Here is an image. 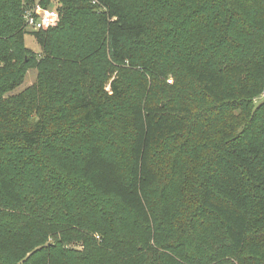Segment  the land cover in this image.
<instances>
[{"label": "trees", "instance_id": "trees-1", "mask_svg": "<svg viewBox=\"0 0 264 264\" xmlns=\"http://www.w3.org/2000/svg\"><path fill=\"white\" fill-rule=\"evenodd\" d=\"M171 1H140L134 16L128 14V8L119 0H41L40 3L56 4L52 8L58 12L56 26L60 27L81 10H97L95 21L104 26L103 43L110 58L124 61L132 58V50L122 49L121 40L145 43L148 12L160 3ZM179 2L181 18L171 24V32L164 28L161 35L170 38L178 52H185L184 73L206 97L207 111L219 112L224 119L215 138L216 145L212 152L209 150L199 172L203 178L207 174V180L190 218L194 219L195 213L200 212L217 222L223 239L220 244L214 241L212 256L224 252L228 259L207 258V247L213 242L209 232L202 233V251V245H186L184 240L173 236L165 245L172 254L155 252V259H141L146 249L133 237H124L120 231L118 239L109 235V228L99 226L94 229L100 235L98 241L93 236L94 230L86 225L84 228L91 234L79 235L84 248L80 255L71 254L70 249L63 247L66 244L63 239L57 245L42 244L34 248L30 258L21 263L19 259L0 256V264H264V257L258 256L264 255V100L258 105L253 103L254 97L264 91V0ZM34 3V0H0V196L13 208L31 209L26 192L37 189L29 180L36 168L43 170L45 179L75 190L78 187L69 182V170L77 164L72 165L69 160L79 154L87 194H94L98 200V223H103V214L107 212L102 203L110 200L117 210L130 214L147 229L149 237L144 243L149 248L148 240L156 239L160 229L159 225L155 227L149 204L151 187L156 181L151 158L169 136L186 132L193 111L186 103L127 101L114 77L101 84L97 97L96 89L92 91L85 78L81 84L74 85L67 113L69 131L57 130L55 124L62 116L57 108L63 111L65 103L60 107L52 104L56 90L49 91L47 75L57 64L51 56L53 34L58 29L56 26L35 31L25 29L24 11ZM180 29H186L187 33L201 30L193 48L188 47L186 40L175 39V30ZM27 33L33 36L46 58L38 66V80L33 86L19 94H7L22 82L27 68L25 59L20 62L17 57ZM89 129L99 135L90 139L85 133ZM75 144L83 147L82 150H73ZM108 146L115 149L109 157L104 153ZM121 169L125 175L120 173ZM22 177L28 181L24 193L19 191L18 184ZM184 177L185 187H190L194 179L189 175ZM29 220L23 224L22 216L15 213L10 214L7 223L0 220L2 240L9 238L11 247L29 248L53 232L30 233ZM168 222V228L175 232V221ZM115 243L121 247L115 248ZM250 249L259 251L254 255Z\"/></svg>", "mask_w": 264, "mask_h": 264}, {"label": "rangeland", "instance_id": "rangeland-1", "mask_svg": "<svg viewBox=\"0 0 264 264\" xmlns=\"http://www.w3.org/2000/svg\"><path fill=\"white\" fill-rule=\"evenodd\" d=\"M119 1L128 8V14L134 16L138 11L140 1L143 0ZM34 2L33 7L39 5L43 10L56 6V4L40 3L41 0H34ZM145 3L148 5V2ZM29 6L27 10L33 8L32 5ZM157 6L147 15L148 32L145 43L121 40L122 49L126 52L132 50V58L124 61L110 58L103 43L104 26L95 21L97 10L93 8L81 10L69 20L66 19L61 27L56 26L57 22L54 27L56 26L58 30L53 34L54 54L51 56L55 57L57 64L50 69L47 75V86L51 93L56 90L55 97L52 99L54 107H60L61 103H65L63 111L57 108L59 113H62L55 124L57 130L66 128L69 131L70 117L67 118V113L72 104L71 96L75 91L74 85L81 84L85 78L90 82V89L92 91L96 89L97 97L100 96L97 92L101 84L114 77L124 91L127 101L135 100L152 104L177 102L186 103L191 107L193 114L191 120L187 122L186 132L169 136L151 158L156 171V181L151 187L149 204L155 219V227L159 225L160 228L156 233L159 240L157 241V238L148 240L150 247H146L144 242L149 237L147 229L130 214L117 210L110 200L102 203L107 212L103 214V223H98L96 217V214H99L98 200L94 198V194L93 196L92 193L87 194L89 190L85 188L86 182L82 179L80 172L79 154H75L69 160L70 164H77L73 166L74 169L69 170L71 176L69 182L78 187L75 190H68L65 185L45 179L43 170L36 168V172L30 174L32 178L29 180L33 181L31 185L33 187L36 185L37 189L26 192L31 209L13 208L0 196L1 222L7 223L6 220L10 219V214L15 213L22 216L23 224L30 219L27 225L30 233L44 234V232L53 230L46 237L44 235L39 244L29 245V248L11 247L9 238L3 241L0 236L1 259H19L21 263L30 258L34 248L42 244V246L51 243L57 245L56 242L63 239L66 243L63 247L70 249L71 254L80 255L84 248L82 242L78 240L79 235L81 237L84 233L91 234L84 228L86 225L91 230L99 226L109 228V235L116 236L118 239L120 231L124 237H133L138 245L146 249L141 259H155V252L172 254L165 249V245L170 243L173 236L184 240L186 245L201 246L202 233L209 232V237L213 242L207 247V258L228 259L229 256L224 257V252L218 256H212V247L216 245L214 241L220 244L223 239L222 229L217 222L210 215L200 212L195 213L194 219L190 218L199 204L198 198L207 180L205 179L207 174L203 178L199 172L202 171V165L206 163L209 150L212 152L216 145L215 138L219 128L224 125V119L219 112L207 111L209 102L206 97L199 93L194 82L184 73L182 64L187 56L185 52H178L170 42V38L161 35V30L164 28L166 32H171V24L181 18L179 13L182 7H180L179 0H172L164 5L160 3ZM200 34L201 30L187 33L186 29H180L175 30L174 37L178 42L182 39L186 40L188 47L193 48L195 38ZM19 47L17 57L20 62L25 59L27 68L24 70L22 82L7 94H19L33 86L38 80V66L46 58L42 48L28 33L23 37ZM263 100L264 91H261L254 97L253 103L258 105ZM85 133L90 135V139H95L99 135V132L93 129ZM82 148L78 144L73 146L76 152L81 151ZM114 152L115 149L110 146L104 150L107 157L112 156ZM67 172L66 169L65 173ZM120 173L125 175V170L121 169ZM185 175H189L191 180L194 179L190 187H185ZM18 184L19 191L24 193L28 181L22 177L21 183ZM112 201L114 202L113 199ZM199 214H201L200 217ZM168 221H175V232L168 228ZM17 222L21 221L18 219ZM187 227H189L188 230ZM93 236L100 241V235L96 230ZM97 246L101 247V245ZM120 247L115 243V248ZM203 248L204 244L200 251ZM250 250L254 255L259 251ZM258 256L264 257L263 254ZM253 259L256 258L253 256Z\"/></svg>", "mask_w": 264, "mask_h": 264}, {"label": "built area", "instance_id": "built-area-1", "mask_svg": "<svg viewBox=\"0 0 264 264\" xmlns=\"http://www.w3.org/2000/svg\"><path fill=\"white\" fill-rule=\"evenodd\" d=\"M23 19L25 29L35 31L54 26L58 22L59 15L54 8L43 10L36 5L24 11Z\"/></svg>", "mask_w": 264, "mask_h": 264}]
</instances>
